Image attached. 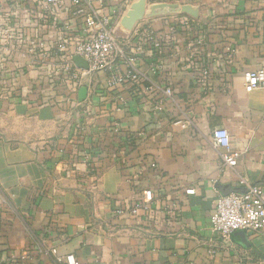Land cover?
Wrapping results in <instances>:
<instances>
[{
	"label": "crops",
	"instance_id": "crops-1",
	"mask_svg": "<svg viewBox=\"0 0 264 264\" xmlns=\"http://www.w3.org/2000/svg\"><path fill=\"white\" fill-rule=\"evenodd\" d=\"M178 1L197 7L198 18L180 12L146 18L143 29L140 21L130 32L116 26L132 48L144 42L145 29L168 33L174 27L159 56L160 71H153L146 49L139 53L146 79L136 97L130 83L105 88L101 73L79 83L52 73L57 58L50 46L65 21L74 39L83 29L69 0L57 28L39 29L45 49L30 56L21 44L16 53L3 54L1 263L67 264L66 256L74 255L78 264H264V233L236 231L225 241L210 224L220 195L251 185L264 189V88L246 91L244 77L264 68V0ZM16 6L35 22L29 13L40 11L37 0H3L0 12ZM197 65L213 77L200 83ZM168 85L175 102L158 112L156 103ZM119 97L127 103L117 111ZM112 117L124 129L152 133L129 162L153 154L158 164L156 171L144 168L153 196L136 215L116 210L143 188L130 187V177L115 163L101 174L90 169L100 164L92 151ZM222 127L231 137L228 152L239 155L234 166L213 143L214 130Z\"/></svg>",
	"mask_w": 264,
	"mask_h": 264
},
{
	"label": "built area",
	"instance_id": "built-area-1",
	"mask_svg": "<svg viewBox=\"0 0 264 264\" xmlns=\"http://www.w3.org/2000/svg\"><path fill=\"white\" fill-rule=\"evenodd\" d=\"M73 8V13L79 17L80 24L83 25L82 33L74 39L71 33V23L66 22L64 29L54 39L53 45L50 46L51 56L57 60L52 64V73L62 74L68 81L75 83L81 82L84 76L93 74H102L104 84L108 88H114L117 85L130 83L134 89V94L139 95L138 87L146 79L139 66V53L146 49L149 58L153 59L155 66L154 72L161 70L162 65L159 60L165 43L171 37V31L167 33L157 29L150 28L144 31V42L138 41L132 48L129 38H125L116 31V26L121 25L120 21L123 13L129 10L134 0H69ZM135 2V1H134ZM169 2L179 3L178 0H147V5ZM96 4V5H95ZM3 0H0V7ZM65 0H37L39 12L31 10L29 17H35V22H28L27 18L22 15V9H6L0 12V59L3 54L12 55L19 50L21 44H25L26 53L35 56L39 49L45 47L44 41L41 40L39 29L45 26L57 28L59 25V12L66 6ZM18 8V9H17ZM75 41L73 53L70 52L69 45ZM80 55L89 64L88 69L79 68L73 56ZM4 61V60H3ZM198 73L197 80L200 83L208 81L213 77L210 69L203 65H197L194 68ZM245 89L251 92L258 88H264V68L248 70L244 73ZM163 99L156 103L155 109L158 112L164 110L166 103L175 102V91L171 85L162 89ZM162 97V96H161ZM127 99L119 97L116 101L117 111L126 106ZM180 122V121H178ZM187 127L186 122L182 123ZM112 129L116 134H125L138 139L140 144L144 143L149 137L147 132L139 129L134 132L132 129H124L117 118H109L107 130ZM85 127H81L84 131ZM127 130V131H124ZM123 131V132H121ZM124 135V136H125ZM121 149H124L125 141L116 142ZM213 143L215 147L224 149L227 152H221L224 161L234 166L238 162V153H229L231 147L230 133L226 128H216L213 132ZM86 158H91V154L86 153ZM148 170L156 171L158 169L157 159L154 157L148 165ZM144 168L136 171L129 181H135L140 174L145 171ZM154 174V173H153ZM153 196L152 184H147L143 190L136 196L132 204L126 208L116 210L117 214L129 213L136 215L139 210H146L148 203ZM210 224L213 230L219 233L220 237L229 241L234 232L238 230H251L254 232L264 233V189L259 185H251L245 191H232L219 196L216 207L210 218ZM56 253V249H53ZM58 261H62L58 257ZM67 264H78L74 255H68L65 258ZM7 264H28L26 259L7 261ZM0 264H5L1 263Z\"/></svg>",
	"mask_w": 264,
	"mask_h": 264
},
{
	"label": "trees",
	"instance_id": "trees-1",
	"mask_svg": "<svg viewBox=\"0 0 264 264\" xmlns=\"http://www.w3.org/2000/svg\"><path fill=\"white\" fill-rule=\"evenodd\" d=\"M105 88H107L108 90L114 89V88H108L106 85ZM141 129L145 130L148 135L152 134L149 133L150 131L148 130V128L142 127ZM104 134H105L104 136H101L99 138L98 144L100 145L94 144V150L92 152L94 156H98V160L100 161V164L97 166L96 165L92 166L90 168L92 171L101 174L108 166H110L112 163H115L116 165L119 166V168L124 172L125 175H128L130 178H132L134 173L137 171V168L148 167V165L153 160L154 158L153 154H145V155L139 154L137 161L135 162L133 161L132 163H129L131 159H133L131 157V154L134 151H137V148L140 146L138 139L132 136H128V133L127 135L117 134V133L115 134L112 131L111 127ZM117 141H125L126 147L124 149H121V147L117 145L116 143ZM92 162L95 163V161ZM140 162H142V164ZM145 178L147 179V175H145L144 173L140 174L136 182L134 180L130 181V187L135 188L139 186L140 188H144L147 185ZM136 196L137 194L136 195L130 194L128 197L129 199L127 200L123 209L128 208L132 204V202L136 199Z\"/></svg>",
	"mask_w": 264,
	"mask_h": 264
},
{
	"label": "water",
	"instance_id": "water-1",
	"mask_svg": "<svg viewBox=\"0 0 264 264\" xmlns=\"http://www.w3.org/2000/svg\"><path fill=\"white\" fill-rule=\"evenodd\" d=\"M187 13L198 18L199 10L191 4L162 2L147 5V0H137L132 3L129 10L121 18L120 24L126 31H132L136 24L146 18L175 13ZM74 62L79 68L88 69V62L80 55L74 56ZM244 230H238L237 234L245 235Z\"/></svg>",
	"mask_w": 264,
	"mask_h": 264
},
{
	"label": "rangeland",
	"instance_id": "rangeland-1",
	"mask_svg": "<svg viewBox=\"0 0 264 264\" xmlns=\"http://www.w3.org/2000/svg\"><path fill=\"white\" fill-rule=\"evenodd\" d=\"M140 23H141V24H140V29H143L144 24L142 23V21H141Z\"/></svg>",
	"mask_w": 264,
	"mask_h": 264
}]
</instances>
